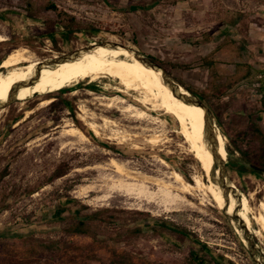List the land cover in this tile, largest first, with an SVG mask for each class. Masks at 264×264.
Wrapping results in <instances>:
<instances>
[{"label": "rangeland", "instance_id": "1", "mask_svg": "<svg viewBox=\"0 0 264 264\" xmlns=\"http://www.w3.org/2000/svg\"><path fill=\"white\" fill-rule=\"evenodd\" d=\"M263 5L264 0H0V33L7 38L0 43V62L20 47L47 59L109 39L161 62L213 111L226 140L229 178L249 198L253 194L256 211L264 197V172L241 170L236 162L264 151L253 128L264 133ZM70 19L75 30L66 27ZM229 78L233 86L217 97L216 86ZM111 86L118 82L82 80L25 101L17 98L0 109V237L8 242L0 264L10 258L21 264H108L113 251L118 264H200L199 259L204 264H254L241 233L204 190L179 194L173 187L179 198L170 204L159 193L158 181L171 182L173 170L192 184V175L208 183L178 133L177 119L148 110L166 121L161 127L151 119L109 111L97 96L114 95ZM50 98L49 105L41 106ZM82 105L105 134L127 129L140 136L123 143L95 137L79 118ZM104 117L117 121V128L107 126ZM71 124L88 140L68 135ZM152 131L162 133V140L149 143ZM118 163L140 179H154L147 183L152 200L118 186ZM58 171L65 174L56 177ZM86 216L92 218V234L66 232L72 221ZM251 221L253 229L260 228ZM263 235L256 238L264 251ZM51 243L57 248L41 246Z\"/></svg>", "mask_w": 264, "mask_h": 264}, {"label": "bare ground", "instance_id": "2", "mask_svg": "<svg viewBox=\"0 0 264 264\" xmlns=\"http://www.w3.org/2000/svg\"><path fill=\"white\" fill-rule=\"evenodd\" d=\"M6 40L7 38L0 33V43ZM112 41L119 42L116 39H113ZM58 55L60 54H54L53 57H57ZM120 56L125 57V59L120 58ZM44 60L45 59L36 57L33 52L25 47H20L9 52L0 62V102L7 100L12 93L15 95L16 99L18 98L21 99V101H25L27 99H31L35 95H44L52 91L62 90L74 86L82 80H88L89 83L97 82L102 78H107L110 81L116 80L118 82V86H111L112 89L116 91L114 95L97 96V99L101 101V104L105 105L106 108H110L109 111L116 109L120 111L121 114H127L129 118L131 117L136 120L146 121L151 119V122L159 124L161 127H165L166 121L152 115L148 112V110L162 111L164 114L172 115L178 121V133L183 137L185 147L187 144L188 150L193 154L195 159L200 162L206 173L208 183H205L202 177L192 175V184L186 181L182 173L177 170H173L171 171V174H169V178L172 179L171 182L155 180L158 181V184H160L159 193L163 196L164 201H166L167 204L173 203L179 198L180 193L194 194L195 190L197 191V189L200 188L204 190L203 194L209 195L220 208L224 209L227 204L228 213H232L236 206L239 205L238 214L246 221L256 236L260 237L262 231H264V197L257 202V210L254 211L251 206L253 194H251V198H249L240 190V198L236 199L231 192L224 193L220 186L214 182L213 178L219 175L220 167L214 166V156L205 141V112L199 105L189 103L184 99L177 97L174 91H172V89L164 82L162 72L156 71L151 67H147L135 59H131V54L127 49L109 50L104 47H99L91 53H86L84 56L76 60L64 61L55 66L43 67L37 75V79L32 82V79L36 77V67ZM109 85L110 84L106 83L104 88L109 90ZM179 89L181 93L191 95V93L182 85H180ZM132 92L137 93V95L132 94ZM75 93H77L76 90L73 91V94ZM52 101V98L45 99L40 104L41 106H46ZM79 108L80 120L83 121L86 127H88L97 138L115 139L118 140V142L123 143L129 140H134L140 136L138 134L132 135L129 133L130 130L126 131L127 129L122 131L115 129L109 131L108 134H105L104 131H106V129L94 120H90L86 107L82 105ZM106 110L107 109L104 111ZM109 118H103L105 124L107 126L113 125L117 128V121ZM131 123L132 122H130V124ZM69 126L70 128L67 129L68 135L77 136L82 140H88L87 135L82 129L74 124ZM153 133L155 134V132ZM162 135V133L152 136L150 135L151 137L147 140L149 143L155 144L162 140ZM163 139H165V137ZM218 141L219 154L223 160H226L228 154L226 149V140L221 133H218ZM135 148L140 147L135 146ZM128 161L130 160L125 162ZM160 161L167 165L165 160ZM114 167H116L115 170L118 172L119 176H121V178L118 179V186L122 190L129 193H135L138 196L147 197L150 200L153 199L154 191L151 192L147 186V183L154 180L149 177L150 175L143 176V178L140 179V176L136 171H129L125 169L122 164L118 163ZM127 179H133L135 182H129ZM151 183L153 184V182ZM233 186L235 187V185ZM173 187L177 188L179 194L178 192H173ZM250 213L252 214L251 218ZM251 219H253L260 226L259 229L252 228Z\"/></svg>", "mask_w": 264, "mask_h": 264}, {"label": "water", "instance_id": "3", "mask_svg": "<svg viewBox=\"0 0 264 264\" xmlns=\"http://www.w3.org/2000/svg\"><path fill=\"white\" fill-rule=\"evenodd\" d=\"M99 47H104L109 50L127 49L131 54V59H135L147 67H151L156 71L162 72L164 82L172 89V91H174L177 97H179L180 99H184L189 103H195L203 108L205 112V141L214 156V166L220 167L219 175L215 176L213 180L216 184L220 186L224 193L231 192L236 197V199H239L240 190L236 186H233L234 184L231 182L228 175L227 161L223 160L219 154L218 133H220V131L216 125L213 111L200 97H198L195 93L188 89V87L178 82L177 79L170 73V71L166 67L154 60L152 57L144 54L142 51L127 44L112 40H104L98 43L85 45L76 48L72 51L62 53L57 57L47 58L42 61L36 67V77L32 79V82L37 79V75L43 67L55 66L64 61L76 60L84 56L86 53H91L93 50ZM120 58L125 59V57L123 56H120ZM180 85H182L187 91H189L191 95L181 93L179 89ZM16 100L17 99L15 98V95L12 93L7 100L0 102V109L9 107ZM228 156L229 154H227V157ZM238 162L246 168L264 172V168L252 162L246 161L244 159H238ZM227 209L228 205L226 204V207H224L223 209L225 215L235 225L236 229L241 233L242 239L247 246V249L251 255L254 264H264V251L258 244L256 234L250 229L246 221L238 214L239 205L236 206L232 213H228Z\"/></svg>", "mask_w": 264, "mask_h": 264}, {"label": "trees", "instance_id": "4", "mask_svg": "<svg viewBox=\"0 0 264 264\" xmlns=\"http://www.w3.org/2000/svg\"><path fill=\"white\" fill-rule=\"evenodd\" d=\"M51 7L54 8V10H57L54 5H51ZM72 23H73V19H70L69 23H66V27L68 30H75L76 29ZM204 62H206V64L211 63L210 61H207V59H205ZM233 84H234V81L231 78L227 79L224 82H221L220 84H218L216 86L214 94L217 97L223 96L233 86ZM263 90H264V87H263ZM200 96L204 97L202 94H200ZM253 128H254V131L256 132V134L259 136L260 142L264 148V133L257 126H254ZM245 158L248 161H251L254 164L264 168V151L262 153H260L258 156H256L254 159H251L249 157H245ZM236 166L241 170L258 171V170L246 168L245 166L241 165L238 161L236 162ZM64 174H65L64 171H58L55 176L59 177V176H62ZM88 221L92 222V218L89 216L76 219V220L72 221L67 226L66 232L68 234H79V235L92 234L91 233L92 227ZM7 246H8L7 239L0 237V248H1L0 253H1V250H4ZM41 246L46 250H50L52 248H55L57 245H56V243H51V244H41ZM7 263L8 264H21L22 260L18 259V258H12V259L10 258V259H7ZM199 263L204 264V261L202 259H199ZM108 264H118V253H117V251H113V257Z\"/></svg>", "mask_w": 264, "mask_h": 264}, {"label": "crops", "instance_id": "5", "mask_svg": "<svg viewBox=\"0 0 264 264\" xmlns=\"http://www.w3.org/2000/svg\"><path fill=\"white\" fill-rule=\"evenodd\" d=\"M264 6V5H263ZM263 6H261V7H263Z\"/></svg>", "mask_w": 264, "mask_h": 264}]
</instances>
